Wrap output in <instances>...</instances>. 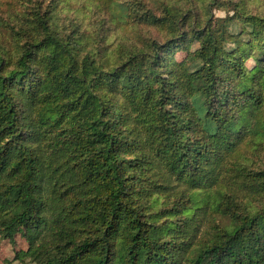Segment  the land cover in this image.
Instances as JSON below:
<instances>
[{"label":"trees","instance_id":"trees-1","mask_svg":"<svg viewBox=\"0 0 264 264\" xmlns=\"http://www.w3.org/2000/svg\"><path fill=\"white\" fill-rule=\"evenodd\" d=\"M17 1L0 8V235L21 231L29 244L15 258L264 264V168L249 169L242 155L264 136L253 122L264 64L247 70L248 54H237L245 30L226 26L248 24L264 41V16L245 14L244 0H177L161 14L139 4L120 28L102 16L85 30L57 18L52 2L18 11ZM212 6L234 14L213 21ZM124 25L131 36L114 33ZM194 191L212 195L155 237L149 205L164 196L183 212Z\"/></svg>","mask_w":264,"mask_h":264},{"label":"rangeland","instance_id":"rangeland-1","mask_svg":"<svg viewBox=\"0 0 264 264\" xmlns=\"http://www.w3.org/2000/svg\"><path fill=\"white\" fill-rule=\"evenodd\" d=\"M11 0H0L2 4L0 8L6 10L5 4ZM43 2L44 4H52L53 7L57 8L58 16L62 22L68 23L71 20L80 23L83 29L92 30L93 24L97 26L98 18L102 16H108L115 19L113 27H121V24L128 19L129 16L133 18L132 15H138L142 12L139 4H144V8L153 9L157 14H161L164 5L174 6L172 3L177 0H18L15 6L18 11L22 10V5L24 7L29 6L33 2ZM140 1V2H138ZM234 5V3H233ZM231 8V7H229ZM240 8H244L245 14L249 13L254 16H264V0H244ZM211 12L215 21L216 19H225L234 14L232 9H223L218 7H211ZM9 12H7L8 14ZM236 24H226L227 30L233 35L239 34L242 30H245L244 35L238 39L244 42L243 48L244 52H239L237 54H248V57L244 61V67L247 70H253L259 67L260 64H264V41L257 39H251L248 35V30L250 28L248 24H243L234 20ZM225 25L223 27H226ZM217 27V26H216ZM123 30L116 29L114 33L129 37L130 28L128 26H123ZM7 29L0 22V40L2 35L8 34ZM155 29L151 27H144L143 32L148 31L154 33ZM130 34V35H129ZM236 39V38H235ZM198 48V43H192L190 46V52H193ZM237 49V45L234 43L227 45L228 51H233ZM186 56L185 52L177 51L173 56V60L180 62ZM235 55H232L233 59ZM257 118L253 119V122L260 121L264 123V104L255 113ZM242 155L247 159V164L249 169L264 168V136L258 135L256 138H249L244 144L242 149ZM212 192V191H211ZM211 192L194 191L191 193V203L188 210L183 212H175L174 207L171 206L172 199L160 196L156 202L149 205L150 212L154 214L152 219H150L158 226V230L155 231V237H164L167 234V230L170 227H175L179 224V220L182 217H193L197 214L199 208H203L209 196L212 195ZM264 205V203H262ZM209 213L213 216L215 224L222 226L228 224L227 218L221 213ZM196 223L198 226H204L206 224V217L204 213H200L197 217ZM23 232H17L13 239L4 238L0 235V264H39L47 259V256L42 255L38 261H33L30 258H25L23 260H18L15 258V254L18 251H27L29 244L22 235ZM191 252V251H190Z\"/></svg>","mask_w":264,"mask_h":264}]
</instances>
